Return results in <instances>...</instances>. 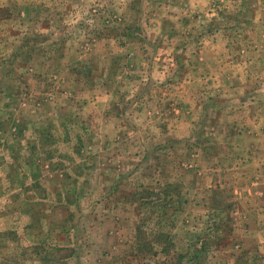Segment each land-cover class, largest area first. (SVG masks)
<instances>
[{
    "label": "rangeland",
    "instance_id": "1",
    "mask_svg": "<svg viewBox=\"0 0 264 264\" xmlns=\"http://www.w3.org/2000/svg\"><path fill=\"white\" fill-rule=\"evenodd\" d=\"M0 264H264V0H0Z\"/></svg>",
    "mask_w": 264,
    "mask_h": 264
},
{
    "label": "trees",
    "instance_id": "2",
    "mask_svg": "<svg viewBox=\"0 0 264 264\" xmlns=\"http://www.w3.org/2000/svg\"><path fill=\"white\" fill-rule=\"evenodd\" d=\"M137 199H138V197H136ZM32 215V218H33V220L35 219V215L32 213L31 214ZM145 222L146 221H142V222H140L138 225H137V235H138V238H140L139 240H141V242H143V244H144V242L146 241V235H145V231L143 230V227L145 226L144 224H145ZM31 226H34V224H33V222L30 224ZM147 233V232H146ZM219 240H221V239H219ZM145 244H147L146 242H145ZM219 244H221V241L219 242Z\"/></svg>",
    "mask_w": 264,
    "mask_h": 264
}]
</instances>
